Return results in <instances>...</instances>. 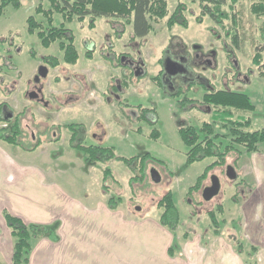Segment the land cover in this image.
<instances>
[{
  "label": "rangeland",
  "instance_id": "rangeland-1",
  "mask_svg": "<svg viewBox=\"0 0 264 264\" xmlns=\"http://www.w3.org/2000/svg\"><path fill=\"white\" fill-rule=\"evenodd\" d=\"M39 1L21 0L20 7L7 5L4 13L0 15V102L7 97L12 119L20 111H25L22 116V126L27 137L33 134V141L39 135L46 139L48 134L54 136L62 131L59 141L42 143L36 155L25 152L26 158L32 160L35 156L38 161L47 159V164L55 170V177L67 185L71 178L69 173H75V182L84 184L87 201L99 196L102 198L107 196V201L112 196H120L117 208L125 214L160 216L162 208L158 207L157 202L165 192L172 190L181 215L175 229L179 238L177 236L178 240L174 242V248L179 247L180 241L186 238H196L197 234H203L205 236L203 240L212 236L215 224L208 210H216L221 202L223 211L217 209L216 214L222 221L220 227L222 237L229 236L231 239L234 237L235 243L237 242L235 245L237 253H241L240 259L236 260L235 264H260L264 256L259 242L261 236L255 241H250L246 234L253 229L249 218H253L255 210L256 224L259 230L264 231L262 204L264 146L261 145L260 151L254 153H249L241 146L240 156L236 151H232L227 155L226 164L215 166L209 171L203 184L210 182L211 173L218 174L223 182L220 192L211 200L203 198V187L191 194L190 185L213 159L204 158L191 164L187 163L188 146L179 133V127L194 121L199 115L202 117L197 119L196 125L200 130L201 119L208 118V115L203 116V112L196 107H184L181 102L170 99L153 81L160 68V58H157L160 51H155V55L151 57L154 44L163 43L168 37H172L175 40L181 38L199 44L209 40L219 44L225 40L224 42L230 46L232 38L226 34V30L209 14L203 13V7L197 0H168L169 14L160 22H153V27L144 36H133L132 24L125 23L124 18L116 20L114 17L101 16L96 19L94 27L89 24L90 17L83 20L75 18L65 22L76 36L79 58L73 63L62 60L59 66L49 67L48 73L43 75L38 71L43 65V56L56 54L62 59L63 52L57 42L48 47L44 46L38 36L28 30L29 15L42 17L35 11ZM254 1L257 0H225L222 5V8L229 13V18L224 20L225 26H235L240 31L243 51L236 50L239 55L236 58L238 65L243 72L248 71V67L253 69L252 75L250 73L251 80L248 82L229 79L228 84L231 89L248 93L255 103L252 112L236 110L233 117L235 119L249 117L252 129L264 126V72H261L250 58L256 51V45L264 42V15H257L252 11L251 6ZM181 2L184 3L183 14L187 26L181 23L167 25L169 16ZM44 5L48 6L49 3L44 1ZM61 21H63L62 15L56 13L55 23L59 24ZM135 41L140 43L145 57L151 56L143 59L147 68L146 75L138 74L137 77L134 75L129 82L124 78L127 70L123 65L112 64L116 59L106 58L105 55L111 53V49L108 48L110 43L114 44L116 52H134L131 43ZM211 45H214L212 41ZM90 48L93 49L90 53L92 57L86 55ZM37 71L39 73L34 77ZM37 77L44 84L45 99L48 103H45L46 105L27 95L28 90L38 81ZM3 81L7 82L6 86L1 83ZM211 81L215 84L214 78ZM115 83L120 84V88L124 89L118 97L123 100L122 102L117 103V100H114L115 87L112 84ZM3 86L7 93L1 89ZM191 94L188 93L186 96ZM139 105L157 108L159 121L156 125L160 128L158 137L150 135L154 128L152 124L138 122L128 116L130 110L131 112L134 110L131 107ZM68 122L82 123L84 129L81 130H84L85 143L113 145L116 154L121 156H140L145 152H151L163 162L160 164L149 162L147 176L136 181L135 179L131 181V169L118 157L105 162L87 163L84 152L70 146V131L66 127L59 129L54 126L51 129L52 124L66 126ZM11 123L12 120L5 122L6 126H10ZM0 125H3L1 121ZM139 127L141 130H138ZM215 127L225 134L220 137L222 144L229 143L231 135L227 130L220 126ZM200 132L204 135V131L200 130ZM10 147L13 150L18 148L13 144ZM227 164L236 166L238 171L236 179L230 180L226 175ZM106 166L112 170V176L107 180L104 179ZM153 166L161 174L160 181H155L151 177L150 169ZM137 173L141 174L140 165ZM260 184H263V190L250 199L253 211L244 216L243 209L251 189ZM247 223L248 230H245ZM49 224L56 227L58 221ZM254 231L256 234V227ZM253 245L258 247V250L251 254ZM0 264L4 263L0 260Z\"/></svg>",
  "mask_w": 264,
  "mask_h": 264
},
{
  "label": "trees",
  "instance_id": "trees-1",
  "mask_svg": "<svg viewBox=\"0 0 264 264\" xmlns=\"http://www.w3.org/2000/svg\"><path fill=\"white\" fill-rule=\"evenodd\" d=\"M44 1L49 3L44 5ZM203 7V13L209 14L218 24L225 30L226 34L240 46L241 38L240 31L234 27H227L224 20L229 18V13L222 8L225 0H197ZM236 1V0H234ZM20 7L21 0H0V15L4 13L7 5ZM183 4L180 3L176 10L169 16L167 24L169 26L175 23H181L187 26V20L183 14ZM252 11L257 15H264V0L254 1L251 6ZM36 14L41 15L38 18L31 14L27 18L28 30L38 36L44 46H50L57 42L59 49L63 52L62 59L56 54H47L43 56V62L47 67H57L62 60L68 63L76 62L79 58V50L76 44V36L73 30L66 25L65 21H72L75 18L83 20L90 17V26L94 27L98 17L108 16L116 18H124L125 23L132 24L133 34L135 36L146 35L153 27V22H160L169 14L168 0H40L35 8ZM59 13L63 17V21L59 24L55 23V14ZM236 21V18H235ZM264 35V34H263ZM264 39V38H263ZM254 52L255 58L252 62L256 64L261 72H264V42L256 45ZM91 50L86 52L90 55ZM34 55V54H33ZM35 56V55H34ZM118 61V60H117ZM116 62V60L114 61ZM205 101L215 106L213 122H204L201 126V135L199 128L195 125H186L179 128V133L183 141L188 146L186 162L191 164L197 160L204 158H212V162L205 166L195 182L190 185V193L201 190L204 186L203 181L208 177L209 171L215 167L224 165L227 162V155L230 152H241L240 147H244L249 153L260 151V146H264V126L252 129L251 119L243 117L239 119L231 118L225 123L220 122V127L227 130L231 136V140L227 144H222L221 136H225L223 132L216 130L215 123L217 119H226L234 115L236 110L252 111L255 108V103L252 97L242 91L220 90L214 94L207 95ZM151 108L144 107L142 111L145 115ZM25 111H20L16 116L7 118L12 123L10 126L0 127V139L9 144L16 145L24 150L32 151L37 149L44 142H54L60 139V136L53 137L48 134V138H38L33 141V134L27 137L24 127L22 126V116ZM0 117L3 118L0 114ZM148 122L152 124V120L148 118ZM51 129L55 124L51 125ZM60 127L62 125L60 124ZM66 127L70 130L69 143L71 147L83 151L85 161L87 163L105 162L114 157H118L132 171L131 181L147 176L146 170L149 162L160 164L163 160L159 159L151 152H145L142 155L124 156L117 155L113 145H103L98 143H85L83 138H80V130L82 129L81 122H69ZM50 132V129L49 131ZM48 132H44L45 134ZM152 137L159 136V129L154 127L150 133ZM240 156V154H239ZM238 156V157H239ZM237 159V158H236ZM240 159V157L238 158ZM237 159V160H238ZM235 161V163L237 162ZM138 165H140L141 174L137 173ZM234 165V164H233ZM236 167V166H235ZM112 176V170L106 166L104 169V179L107 180ZM133 177V178H132ZM106 183L104 184L106 188ZM120 196H112L108 199V206L112 209L118 207ZM158 207L162 208L160 221L163 225L175 230L180 222V211L174 199L172 190L165 192L157 202ZM219 211H223V204L220 202L217 206ZM217 209L208 210V214L215 224V232L220 233L222 221H220L216 212ZM4 217L7 225L11 230L14 238V249L12 256L13 264H26L29 261L30 252L33 248L34 240L40 237L47 236L52 239H57V226L50 224H40L35 222L27 223L20 216L4 211ZM237 243V242H236ZM240 245V244H239ZM253 252L258 250L252 246ZM173 251V248H171Z\"/></svg>",
  "mask_w": 264,
  "mask_h": 264
},
{
  "label": "crops",
  "instance_id": "crops-1",
  "mask_svg": "<svg viewBox=\"0 0 264 264\" xmlns=\"http://www.w3.org/2000/svg\"><path fill=\"white\" fill-rule=\"evenodd\" d=\"M10 145L0 139V260L4 264H13L14 249L4 217L7 210L27 223L58 221L57 239H35L26 264H235L240 259L235 238L222 237V231L212 232L207 240L203 234L179 240L180 246L174 248L177 230L163 225L159 215L125 214L110 208L107 196L87 201L84 184L75 182V173H69L67 185L55 177L47 159L26 158L27 154L36 155L38 148L27 152L20 147L13 150ZM262 187L251 189L244 216L252 213L250 199ZM254 216L247 217L253 229L246 236L250 241L261 236L264 251V231L259 230ZM260 264H264V256Z\"/></svg>",
  "mask_w": 264,
  "mask_h": 264
},
{
  "label": "flooded vegetation",
  "instance_id": "flooded-vegetation-1",
  "mask_svg": "<svg viewBox=\"0 0 264 264\" xmlns=\"http://www.w3.org/2000/svg\"><path fill=\"white\" fill-rule=\"evenodd\" d=\"M133 36L135 35L133 34ZM211 41L214 44L213 46L211 45ZM224 41L225 40H222L221 43L217 44L213 40H209L206 42L203 41L204 43L199 44L196 43V41H193L192 43L191 41H187V39L178 38L177 40H175V38L168 37L163 43H159L157 45L154 44L155 47L152 48L153 52H151V55L152 53L153 55H150L151 57H153L158 50L160 51V55L157 57L160 58V68L157 74L153 77L154 83H156V85L161 90H163V93H165V95L168 96L170 99H174L176 102H181L182 106L184 107H196L198 110H201L200 112H203V116L208 115V118L203 117L201 119V126L206 121H215V119H213L215 106L205 101V97L207 95L214 94L220 90L239 91L237 89H231L229 87V79H236L242 82H248L251 80L253 69L248 67L249 70L243 72L240 66L238 65V60L236 59L239 56L236 53V50L242 52L243 46H238L233 39L232 43H230V46H228V44ZM113 46V43L109 44L108 48L109 50L111 49V53L106 54L105 57L115 58L116 62H113L112 64H116L119 66L123 65L124 69L127 70V72L124 73L126 76L124 78L127 81H132L134 75H146L147 68L143 59L149 58L150 56L145 57V53L143 54V50L139 42L135 41L131 43V48H134V52H116ZM90 50L93 49L90 48ZM87 56L92 57L91 54ZM250 58L252 61V58H255V56L251 55ZM38 71L43 75L47 74L49 71V67H47V65L43 62V65L41 66V68H39ZM38 71L34 74V77L36 76V74L39 73ZM213 78L215 79V84H213L211 81ZM37 79L38 81L34 83L31 89L28 90L27 95L37 99L39 102L42 101L41 103L46 105L48 103L45 99L46 97L44 93V84L41 83L38 77ZM1 83L5 86L7 84V82L4 81ZM112 86L115 87V92L113 94L114 100H117L116 102L118 103L121 101V99H118V97H120V94L124 92V89L120 88L121 85L118 83L112 84ZM1 89L7 93V90L4 88V86L1 87ZM8 92L10 93V91ZM188 93L192 94L186 96ZM8 105L9 102L7 101V97H4L3 100H1L0 102V114L3 117H0V121L3 123V125H0V127H7L5 122H7V118L12 117V112L9 111ZM144 107L151 108V110L145 113V115L142 111V108ZM131 109L134 110L133 112H131L130 110V113H128V116H130V118H133V120H136L138 122H148L149 118L153 121V127H157L159 129L160 134V128L156 125L159 121V115L158 110L155 106L139 105L132 106ZM233 116L234 115L229 116L226 121L225 119H217V123H215V126H220V122L225 123L227 122V120L229 121L231 118H234ZM200 117L202 116L198 115L194 121L186 125L197 126V119ZM63 127L66 126L62 125V127H60V124H55V128L63 129ZM66 128L68 129V127ZM139 129L141 130V127H139L138 130ZM83 131L84 130H80L81 133L79 136L84 140ZM61 132H58V134L54 135L53 137L60 136L61 139ZM210 183L211 180L209 183L204 184L203 187Z\"/></svg>",
  "mask_w": 264,
  "mask_h": 264
},
{
  "label": "water",
  "instance_id": "water-1",
  "mask_svg": "<svg viewBox=\"0 0 264 264\" xmlns=\"http://www.w3.org/2000/svg\"><path fill=\"white\" fill-rule=\"evenodd\" d=\"M41 70V69H40ZM150 174L153 180L160 181L161 174L156 167H151ZM226 175L229 179H236L238 177V171L233 164H228L226 166ZM222 188V182L220 176L216 173L211 174V183L203 187L202 195L205 200H211L216 196ZM140 208V207H138Z\"/></svg>",
  "mask_w": 264,
  "mask_h": 264
}]
</instances>
